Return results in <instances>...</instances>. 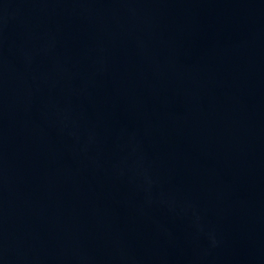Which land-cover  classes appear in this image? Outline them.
<instances>
[{
  "label": "water",
  "instance_id": "obj_1",
  "mask_svg": "<svg viewBox=\"0 0 264 264\" xmlns=\"http://www.w3.org/2000/svg\"><path fill=\"white\" fill-rule=\"evenodd\" d=\"M0 264H264V0H0Z\"/></svg>",
  "mask_w": 264,
  "mask_h": 264
}]
</instances>
